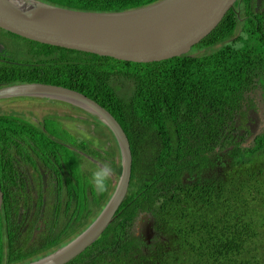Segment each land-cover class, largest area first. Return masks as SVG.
Here are the masks:
<instances>
[{
    "label": "trees",
    "instance_id": "1",
    "mask_svg": "<svg viewBox=\"0 0 264 264\" xmlns=\"http://www.w3.org/2000/svg\"><path fill=\"white\" fill-rule=\"evenodd\" d=\"M40 1L119 12L159 0ZM0 32L13 39L11 54L6 49L9 56L0 55V87L41 83L79 92L108 111L129 141L131 176L122 204L101 236L65 264H264V126L245 144L250 131L244 125L251 111L264 113V0H236L188 53L152 63ZM92 124L106 138L85 142L63 131L67 138L57 149L71 175L63 189V228L41 244L29 242L8 222L4 206L0 264H27L66 245L110 199L121 153L111 130L97 118ZM36 131L20 118L0 115L1 171L11 170L8 149L15 140L32 139ZM25 145L20 155L30 156L32 146ZM223 148L222 169L206 172ZM85 162L99 169L92 182L82 178ZM144 214L153 223L149 241L135 230Z\"/></svg>",
    "mask_w": 264,
    "mask_h": 264
},
{
    "label": "water",
    "instance_id": "2",
    "mask_svg": "<svg viewBox=\"0 0 264 264\" xmlns=\"http://www.w3.org/2000/svg\"><path fill=\"white\" fill-rule=\"evenodd\" d=\"M236 0H159L119 12L82 11L40 0H0V29L49 46L133 63H152L188 53L222 20ZM4 46L0 43V53ZM45 96L84 108L114 134L121 173L110 199L94 221L53 253L27 264H65L94 243L112 222L131 176L129 141L119 123L95 101L59 86L25 83L0 87V99ZM4 196L0 184V218ZM143 234L153 235L152 220Z\"/></svg>",
    "mask_w": 264,
    "mask_h": 264
},
{
    "label": "flooded vegetation",
    "instance_id": "3",
    "mask_svg": "<svg viewBox=\"0 0 264 264\" xmlns=\"http://www.w3.org/2000/svg\"><path fill=\"white\" fill-rule=\"evenodd\" d=\"M5 50L4 48L2 53H0L1 56H9L6 54ZM18 98L36 99L47 97L19 96ZM2 99L7 98H1L0 100ZM45 100L48 102L57 101L51 98ZM60 103L63 104V102ZM13 116L20 118L25 125L37 131L32 135V139L24 141V137H22L21 140L20 138L15 140L17 144L12 145L8 149L10 153L9 163H11V170L6 172L0 170V184L3 190L6 219L8 222L13 223V227L15 226L21 231V238L28 237L29 242H39L41 244L44 238L50 236L53 231L60 230V227L61 229L63 228V218L65 214L60 196L63 189H65L64 185L66 178L68 177L71 179V175L65 170V167H63V159L61 154L57 152V149H59V147L63 148V138L65 139L67 136L63 134L62 137H60L53 132H49L43 126L33 125L29 119L23 118L21 114H15ZM250 116H253L256 124H263V118L259 113L254 111H251L249 116L246 117L244 125L250 128L249 131L250 134H252L253 129L250 123L252 117ZM50 119L59 121L63 124V115L55 112L43 114L41 123ZM243 133L244 131L240 132V134ZM36 134L39 138L35 137ZM26 143L32 146L27 147L26 151L29 152L30 156H21L20 151H24ZM107 149L108 148H105L104 150ZM215 151H217V149ZM38 152L42 153L38 156ZM220 155L221 160L217 161L215 168H209L207 172L220 171L222 169L220 167V162L224 161L225 149L220 152ZM93 161L94 164L96 163L97 166H102L105 169L100 162ZM104 161L106 160L104 159ZM98 171L99 169L93 165L90 171H82V178L92 182L95 175L98 174ZM106 171L111 177L114 175L112 172ZM92 172L93 174H91ZM185 176L187 175L185 174ZM60 216L62 217L61 219H59ZM147 217L146 214L138 216V221L142 222L138 224L142 231L149 223ZM8 222L6 221L4 225L7 226ZM141 236H143V234ZM152 236H154V231Z\"/></svg>",
    "mask_w": 264,
    "mask_h": 264
},
{
    "label": "rangeland",
    "instance_id": "4",
    "mask_svg": "<svg viewBox=\"0 0 264 264\" xmlns=\"http://www.w3.org/2000/svg\"><path fill=\"white\" fill-rule=\"evenodd\" d=\"M0 42L4 46V48L7 49L8 52L11 54V51L9 50V45L13 42V39L7 37L5 34L0 32ZM20 44L22 47L27 49V44L25 42H20ZM45 99L47 98L34 99L12 97L2 99L0 100V115L21 114L23 118L29 119L33 123V125L43 126L49 132H53L54 134L60 137H62V135L64 134L63 131H65L67 134L72 136V138H75L73 136H76V139L79 141L83 140L85 142H90L95 140L94 137L96 139L106 138L104 131H100L95 126H93L92 123L96 122V117L94 115L90 114L89 112L77 105L66 103L61 100H53L55 102H48ZM60 102H63V104ZM53 112L63 115V124H61L59 121H55L52 119L45 120L44 123H41L43 114H50ZM82 120L86 121L83 122ZM99 132L100 137H98ZM35 137L39 138L37 134L35 135ZM251 140L252 139H250L249 141ZM91 167H93V165L87 164L86 162L82 165L83 170H85L86 172L90 171ZM112 177L114 178V176ZM114 183L115 181L113 182V184ZM63 192L64 191H62L60 199L61 203L63 202L62 206L64 207V202L66 201V199L64 198ZM61 218L62 217L60 216L59 219ZM135 230L138 234L142 235L143 231L141 227L137 226Z\"/></svg>",
    "mask_w": 264,
    "mask_h": 264
},
{
    "label": "clouds",
    "instance_id": "5",
    "mask_svg": "<svg viewBox=\"0 0 264 264\" xmlns=\"http://www.w3.org/2000/svg\"><path fill=\"white\" fill-rule=\"evenodd\" d=\"M10 98H12V97H10ZM74 105V104H73ZM82 109H84V108H82ZM85 110V109H84ZM88 112V111H87ZM90 113V112H89ZM256 113H259L260 115H261V117L263 118V124H260V123H258V124H256L255 123V121H254V118H253V116H250V117H252V119H251V121H250V123H251V127H252V129H253V133L252 134H250L249 136H248V138L246 139V142H245V144H247L248 143V141L250 140V139H252L261 129H263V126H264V113H263V111H262V109H257V111H256ZM91 114V113H90ZM93 115V114H92ZM247 116H249V114L247 115ZM93 117V116H92ZM96 117V116H95ZM97 118V117H96ZM248 128V130L250 129L249 127H247ZM225 148H223L222 150H224ZM222 150H221V152H222ZM210 168V167H209ZM209 168L207 169V170H209ZM207 172V171H206ZM119 178V177H118ZM117 181H118V179H117ZM117 181H116V183H117ZM148 218V217H147ZM74 239V238H73ZM70 242V241H69ZM68 242V243H69Z\"/></svg>",
    "mask_w": 264,
    "mask_h": 264
},
{
    "label": "bare ground",
    "instance_id": "6",
    "mask_svg": "<svg viewBox=\"0 0 264 264\" xmlns=\"http://www.w3.org/2000/svg\"><path fill=\"white\" fill-rule=\"evenodd\" d=\"M149 223H150V221H149ZM149 223L143 228V233L142 234H144L145 236H147V232H146V227L149 225ZM153 232V231H152ZM153 237V236H152ZM151 237V238H152Z\"/></svg>",
    "mask_w": 264,
    "mask_h": 264
}]
</instances>
